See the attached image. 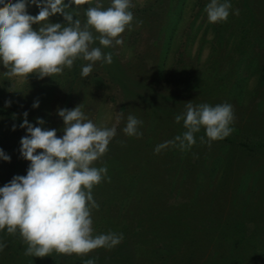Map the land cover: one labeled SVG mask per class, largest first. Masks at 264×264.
<instances>
[{
	"label": "rangeland",
	"instance_id": "374dc122",
	"mask_svg": "<svg viewBox=\"0 0 264 264\" xmlns=\"http://www.w3.org/2000/svg\"><path fill=\"white\" fill-rule=\"evenodd\" d=\"M96 2L68 11L83 26L85 10ZM99 2L111 6V0ZM209 2L132 0L134 20L121 34L123 44L91 45L112 53V63L97 61L87 78L81 69L89 62L82 59L63 74L27 80L6 76L0 63V149L11 157L0 159V187L27 174L30 162L19 151L27 134L20 127L23 114L37 127L43 119V128L61 137L58 110L81 104L94 124L116 128L106 155L94 162L107 168L92 191L99 205L91 213L94 235L123 234L114 248L82 258L55 252L38 258L25 256L19 235L4 230L0 264H258L264 243L246 237L264 226V151L257 159L242 158L250 151L240 143L264 147V0H228L230 15L220 28L208 22ZM27 11L35 16L39 9L29 4ZM49 22L65 23L59 14ZM189 102L232 105L235 130L209 145L201 129L190 150L167 144L157 153L158 145L186 131L175 116ZM129 115L143 121L141 136L123 132Z\"/></svg>",
	"mask_w": 264,
	"mask_h": 264
},
{
	"label": "clouds",
	"instance_id": "9594fccd",
	"mask_svg": "<svg viewBox=\"0 0 264 264\" xmlns=\"http://www.w3.org/2000/svg\"><path fill=\"white\" fill-rule=\"evenodd\" d=\"M86 2L90 0H0V63L7 69L4 74L25 80L33 74L39 79L52 78L65 69L70 71L74 62L82 59L89 62L81 69L82 78H87L97 61L111 64L112 53L104 54L101 47L91 45L96 41L104 48L122 45L121 34L131 29V9L135 5L132 0H111V6L105 9L97 0L95 6L85 10L86 23L82 26L68 9ZM29 4L39 9L37 15L28 13ZM231 7L228 0H210L205 7L208 22H226ZM57 14L65 23L49 22ZM33 107H39V103ZM23 115L20 127L26 128L27 134L20 140L19 151L30 163L26 175H16L0 187V231L19 235L26 245L24 255L38 258L54 252L82 258L96 249L110 250L119 245L122 233L94 235L91 216L92 210L99 208L93 188L107 176V168L95 167L94 162L106 155L116 128L94 124L81 104L71 110H58L64 123L61 137L56 129H44L43 119L37 118V127L29 123L27 112ZM234 119L233 107L228 103L194 106L189 102L185 112L175 116L176 123L183 120L186 131L174 141L158 145L155 151L159 153L167 144L188 151L201 129L209 145L222 141L232 134ZM142 123L129 115L123 132L139 137ZM200 139L204 142L205 137ZM0 159L10 162L11 157L0 149ZM5 247L0 242V252ZM84 264L95 261L88 259Z\"/></svg>",
	"mask_w": 264,
	"mask_h": 264
},
{
	"label": "trees",
	"instance_id": "16d2710c",
	"mask_svg": "<svg viewBox=\"0 0 264 264\" xmlns=\"http://www.w3.org/2000/svg\"><path fill=\"white\" fill-rule=\"evenodd\" d=\"M228 21V20H227ZM226 21V22H227ZM225 22H221L219 23V28L221 27L222 24H224ZM235 126L236 123H234L233 129L235 130ZM256 146V145H255ZM254 145H247L246 143H240V148L246 150H249L250 152H246V154H242V158H260V155L262 154V152L264 151V147H261L259 145H257L255 147ZM253 147V148H252ZM256 153V154H255ZM257 155V156H256ZM240 165V164H239ZM256 236H258L261 239V242L264 243V226L257 229L254 228V230H249L246 240L250 242V244H253L256 240ZM256 253H258V251H256ZM145 255V253L143 254H139V257H143ZM258 264H264V256L261 258L260 255L258 254ZM237 258H233L230 261L233 263Z\"/></svg>",
	"mask_w": 264,
	"mask_h": 264
}]
</instances>
